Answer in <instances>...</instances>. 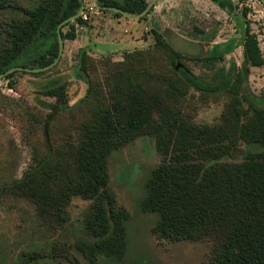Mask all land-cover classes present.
Listing matches in <instances>:
<instances>
[{
  "label": "trees",
  "instance_id": "1",
  "mask_svg": "<svg viewBox=\"0 0 264 264\" xmlns=\"http://www.w3.org/2000/svg\"><path fill=\"white\" fill-rule=\"evenodd\" d=\"M12 1L0 0V13L11 9L22 18L4 28L0 74L16 67L52 65L59 55L58 26L79 12L81 1L42 0L35 9ZM150 1L97 0L100 6L120 8L130 16L141 14ZM212 1L229 14L234 11L232 0ZM243 16L241 69L220 74V80L213 83L196 78L183 67L175 70L179 80L197 93L232 97L220 129H198L174 118L158 96L148 99L150 92L137 74L124 87L112 85L109 106H102L93 120L80 127L74 143L51 145L49 125L55 115H49L44 123L46 154L20 180L4 187L30 199L37 216L54 231L67 223V208L73 198L90 201L83 216L88 239L78 240L75 249L89 264H98L101 256L121 259L130 215L118 207L110 190L108 160L139 137L152 136L161 160L148 181L143 208L158 216L153 228L156 238L211 240L216 249L208 264H264V105L241 106L247 98L250 71L263 67L264 57L247 13ZM85 25L82 16L66 24L61 30L63 40L75 41L78 28ZM152 36L158 48L169 52L172 62L182 58L158 31L153 30ZM214 48L219 52L204 58L206 62L221 61L227 54L220 45ZM89 60L86 48H82L74 71L88 91L92 85ZM64 90L65 85L53 81L43 93L66 105ZM54 249L57 252V246ZM57 257L68 259L70 252H57ZM39 258L38 253L29 257Z\"/></svg>",
  "mask_w": 264,
  "mask_h": 264
},
{
  "label": "rangeland",
  "instance_id": "2",
  "mask_svg": "<svg viewBox=\"0 0 264 264\" xmlns=\"http://www.w3.org/2000/svg\"><path fill=\"white\" fill-rule=\"evenodd\" d=\"M41 1L13 0L12 3L35 9ZM94 1L84 0V3ZM205 2L196 0V8L190 10L191 0H159L155 7L165 6L158 13L164 12L166 23L175 26L165 31L161 18L152 11L153 30L182 55L176 62L171 61L166 49L155 45L153 30L145 32L144 43L131 41L130 34L124 32L135 34L137 21L118 18L111 11L102 13L91 4L82 15L86 25L78 28L75 41H64L62 57L54 68L35 74L17 72L10 80L0 79V264H89L75 245L80 239H88L83 230V216L91 206L90 201L73 198L67 208V223L54 231L43 224L30 199L4 187L20 180L46 154L44 123L52 113L55 118L49 125L51 145L62 147L74 143L80 127L93 120L102 106H109L111 87H124L129 78L133 82L139 74L147 93L150 92L148 99L150 95L158 96L162 107L174 118L198 129L222 127L232 97L197 93L179 80L175 70L183 67L196 78L213 83L220 80V74L241 69L245 12L264 57V7L259 0H232L234 11L229 14L212 0ZM19 18L22 15L11 9L0 13V49L4 28ZM170 29L182 38L174 37ZM90 31L96 38H88ZM212 35L221 38H210ZM215 41L227 54L221 61L206 62L204 58L220 50H208ZM82 48H86L90 58V91L74 74ZM138 52L143 55L138 57ZM53 81L65 85L66 105L44 95L45 88ZM246 94L242 108H249L250 103L264 105V66L251 69ZM160 160L155 138L147 135L110 156V190L118 207L125 209L130 219L126 223L123 257L101 256L98 264H208L212 260L216 245L211 240L160 241L153 234L158 216L146 211L143 202L148 181ZM56 246L59 253L68 250L70 257H57ZM33 253L41 254V258L29 259Z\"/></svg>",
  "mask_w": 264,
  "mask_h": 264
},
{
  "label": "water",
  "instance_id": "3",
  "mask_svg": "<svg viewBox=\"0 0 264 264\" xmlns=\"http://www.w3.org/2000/svg\"><path fill=\"white\" fill-rule=\"evenodd\" d=\"M80 1L82 3V6H81L79 12L75 16H73V17H71V18L63 21L58 26L57 36H58V44H59V55H58V58L55 60V62L52 65H50L48 67H45V68H23V67L12 68V69L8 70L7 72L0 74V79H5L7 76H9L11 74H14V73H17V72H24V73H32V74H35V73L46 72V71H49L50 69L54 68L59 63V61H60V59L62 57V54H63V50H64V40H63V37H62V34H61L62 28L66 24L75 22L78 18H80L83 15V13L85 12V10L91 4L94 5L99 11H111V12H115V13H118V14L122 15L123 17L127 18L128 20L140 21V20H142L143 18H145L150 13V11L155 7L156 3L159 0H151L149 2L148 6L146 7V9L141 14L136 15V16H130V15H128L127 13H125L120 8H116V7L108 8V7L100 6L98 4L97 0H95L91 4H85L84 3V0H80ZM259 1L261 2V4L264 7V0H259Z\"/></svg>",
  "mask_w": 264,
  "mask_h": 264
},
{
  "label": "crops",
  "instance_id": "4",
  "mask_svg": "<svg viewBox=\"0 0 264 264\" xmlns=\"http://www.w3.org/2000/svg\"><path fill=\"white\" fill-rule=\"evenodd\" d=\"M188 1V0H187ZM206 0H204V3H206L205 2ZM191 2H192V4H189L188 3V9L190 8V10H193L194 8H196V0H191ZM185 4V3H184ZM187 5V4H186ZM165 6V4H161V5H158L157 7H155L154 8V10H153V12L155 13V15H156V17H158V18H161V21H162V25H163V27L164 28H162V29H164V30H162V31H165L166 29H168L169 30V28H175V26L173 25V24H169V23H166V19L164 18L165 17V15H164V12H162V13H158V11H160V8L161 7H164ZM168 7V6H167ZM168 11V10H167ZM189 11V10H188ZM153 12L148 16V18L146 19V20H143V21H141V22H135V23H137L135 26H134V32H135V34L134 33H129V31H127V33H125L124 32V34H130L129 36H128V38H131V41H133V40H136L137 42H140V43H144V39L143 38H145V32H148V31H152L153 30V21H152V18H150V17H152V15H153ZM157 13V14H156ZM150 18V19H149ZM133 21V20H132ZM144 26V28L142 29V27L141 26ZM200 27V29H203L201 26H199ZM85 29H87V28H85ZM89 29V28H88ZM87 29V30H88ZM86 30V31H87ZM92 33H93V31H90V34H89V32H88V34H87V36H88V38H91L92 36L94 37V38H96L94 35H92ZM170 33L172 34V35H174V37H176V38H182V36L181 35H179V34H177V33H175V32H173L171 29H170ZM112 37V36H111ZM113 38V37H112ZM111 38V39H112ZM118 38H121L120 36L118 37ZM147 38H151V36H148ZM210 38H221L220 36H215V35H212ZM230 38H232L231 36H230ZM115 39V38H114ZM116 40V39H115ZM113 41V40H112ZM130 41V40H129ZM149 41H151L150 39H149ZM217 45H219L216 41L215 42H213L209 47H208V50H212V49H214V47L215 46H217ZM228 55H229V53H228Z\"/></svg>",
  "mask_w": 264,
  "mask_h": 264
}]
</instances>
